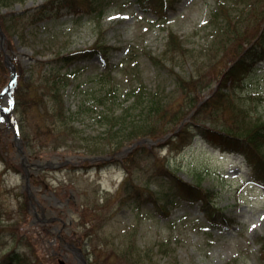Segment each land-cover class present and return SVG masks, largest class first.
<instances>
[{
	"label": "rangeland",
	"instance_id": "1",
	"mask_svg": "<svg viewBox=\"0 0 264 264\" xmlns=\"http://www.w3.org/2000/svg\"><path fill=\"white\" fill-rule=\"evenodd\" d=\"M44 1H18L1 13L9 17L32 10ZM212 1L181 0L177 9H169L165 17L157 20V16L149 13L148 17L154 20H148L140 18L144 13L129 0H109L100 19L93 15L78 18L65 11L62 15L54 12L36 27L26 26V32L32 30L25 37L21 36L28 22L24 18L9 17L5 24L7 31L0 20L6 35L3 46L11 55L18 73L19 84H13L10 95H16L21 102L31 103L23 116L26 117L25 132L30 136L36 154L23 140L21 147L27 160L34 162L35 159L59 156V160L64 161L67 155L97 150L101 135L107 131L104 124L107 120L104 114H100L102 106H92L91 103L108 88L118 86L121 98L130 90L134 93L145 91V95L154 91L161 95L164 89L168 92L173 87L171 79L159 73L147 54L162 53L168 28L180 34L190 46L204 43L210 31L204 14ZM232 2L242 5V2L227 0V3ZM101 30L106 42L116 47L110 53V67L117 75L106 78L107 81L102 80L104 75L98 76L106 71L99 56L80 59L70 65L60 60L70 51L90 47ZM186 59L180 60L185 66L194 58ZM66 71H70V76H66ZM247 74L248 80L238 91L264 93L262 64ZM65 76L68 79L64 90L65 105L74 110L85 101L82 113L75 118L83 129L82 134L87 137L84 139L72 136L70 132L64 139L65 133H61L66 125L58 116L60 104L55 102L54 106L53 92L57 87H63ZM10 77L11 72L0 50V92ZM38 95L42 100L39 99L36 106L33 101ZM10 99L8 93L0 97V203L3 210L0 216V250L15 247L17 238L21 236L20 249L28 251L34 263L40 255L42 264H58L60 253L59 257H66L70 264H78L73 250L59 241L58 230H62L63 221L43 223L35 219L28 205L26 208L23 206L27 197L19 193L29 188L31 199L46 207H49L46 196L66 202L64 206L53 205L54 214L49 217L60 215L63 220L68 219L61 234L71 241H78L76 245L95 264H263L257 240L264 237V184L250 180L249 168L238 153L211 145L189 129L190 135L186 140L170 138L168 143L161 142L164 146L158 144L149 150L143 148L126 162L115 159L102 165L84 162L77 166L61 165L31 175L28 185L21 153L14 142V128L4 115ZM133 99L131 96L124 105ZM111 103L108 101L107 104ZM18 104L22 110L23 106ZM139 109L133 107L131 110L136 118ZM259 110L264 113V106H259ZM38 111L47 116L50 125L56 127L62 123L63 129L56 133L38 134L40 129L36 125L44 121ZM17 121L21 122L19 113ZM96 136L97 141L92 142ZM104 141L111 140L105 138ZM165 165L188 181H201L206 188L215 191L217 203L237 223L215 227L203 217L198 204L188 201H181L169 216H164L151 201L143 200L145 197L129 199L126 179L132 177V181L144 190L149 187L156 189L161 183ZM28 169L34 172L30 167ZM33 177L38 181H33ZM53 251H56V257H50Z\"/></svg>",
	"mask_w": 264,
	"mask_h": 264
},
{
	"label": "trees",
	"instance_id": "2",
	"mask_svg": "<svg viewBox=\"0 0 264 264\" xmlns=\"http://www.w3.org/2000/svg\"><path fill=\"white\" fill-rule=\"evenodd\" d=\"M136 1L144 10L151 8H149V0ZM177 1L160 0V5L162 6V2H164L165 9L168 6L173 7ZM243 1L245 6L240 15L230 12L229 9H224L222 3L215 7L212 16L214 25L211 28V37L208 43L189 47L179 34L169 30L161 55H154L151 52L148 54L149 60L159 71H162L161 75L171 79L170 83L173 84V87L168 92L164 89L161 95L158 91L145 95V91L139 90L136 93L129 91L121 98L115 85L92 99V102L97 106L103 107L100 114H104V118L107 120L104 123L107 126V131L104 136L101 135L98 149H90L89 153L115 152L145 136L154 139L162 137L175 130L192 110L197 109L193 121L187 122L183 126L178 133V138H186L188 129H191L213 145L236 150L244 156L246 164L250 168L251 178L264 182V114L258 108L263 97L252 96V94L245 96L235 92L244 72L250 67L252 68L255 62H264V0ZM15 2L17 0H0V9L12 6ZM64 7L75 14L96 12L99 16L104 13L105 0H47L34 13H31L34 15L31 17V23L34 24L49 16L54 8ZM5 19L7 18L3 17L4 22ZM112 49L114 47L106 44L102 39L101 32L93 47L80 49L63 56L62 59L69 63L80 57L93 56L98 53L104 58L107 69L104 71L105 73H100L98 76L104 75L102 79L107 81L117 75L113 73V69L109 67L108 63ZM189 56L194 57V60L185 66L180 60L187 61L186 58ZM167 62H173L171 67L167 65ZM213 81H217L218 86L211 89L210 97L206 98L199 106L205 91L211 87ZM59 89L61 88L57 87L54 90L53 100L60 104L61 110L58 116H61L62 120H60L66 125L67 130L64 129L65 131L61 132L65 133L64 139L69 135V132L72 136H79L81 139L87 138L82 134L83 129L73 122L74 117L83 110L85 101L80 102L78 108L72 110L65 105L64 96ZM41 95H38V98L33 101L34 105H39L42 100ZM131 96L134 97L133 102L124 106L123 103L129 101ZM108 101L112 102L111 106L107 104ZM20 104L23 109L20 111L18 104L17 109L23 116L25 112H28L31 103L20 101ZM133 107L140 108L137 118L131 114ZM86 108L89 110V105ZM117 108H121L118 113H116ZM38 114L40 118H44L42 123L36 125L40 129L39 132L43 130L42 135L56 133L59 129H63L62 123L56 127L52 126L48 123L44 113L38 111ZM25 119L26 117L23 116L22 132L25 140L29 142L30 136L25 132ZM203 121L204 123H202ZM122 130L126 131L121 135L119 132ZM105 138L112 142H105ZM96 141L97 136L93 138L92 142ZM28 145L34 151V144L28 143ZM142 147L139 146L130 152L125 161L138 153ZM144 147L146 146L144 145ZM126 188L129 199L145 197L146 199H142L152 201L155 208L165 215L170 214L172 208L185 199L201 202V209L212 224L228 225L233 222V219L227 216L223 208L217 204L214 191L205 188L201 183L187 182L168 166L162 172L158 188L141 190L139 185L130 180L126 182ZM2 212L0 203V215ZM21 241V236H19L15 247L11 249L6 247L0 250V264L43 263L40 255H37V262L34 263L29 252L20 249ZM260 242L259 254L264 260V238ZM136 255L140 257L139 254Z\"/></svg>",
	"mask_w": 264,
	"mask_h": 264
},
{
	"label": "water",
	"instance_id": "3",
	"mask_svg": "<svg viewBox=\"0 0 264 264\" xmlns=\"http://www.w3.org/2000/svg\"><path fill=\"white\" fill-rule=\"evenodd\" d=\"M38 165H41V166H48V165H51V161H47L45 163H41V162H38L37 163ZM61 264H66L65 261H61Z\"/></svg>",
	"mask_w": 264,
	"mask_h": 264
}]
</instances>
